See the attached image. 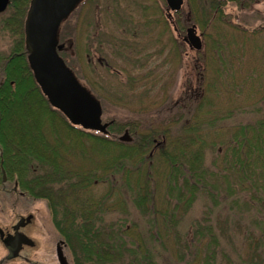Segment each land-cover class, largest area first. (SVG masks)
<instances>
[{
    "label": "trees",
    "instance_id": "16d2710c",
    "mask_svg": "<svg viewBox=\"0 0 264 264\" xmlns=\"http://www.w3.org/2000/svg\"><path fill=\"white\" fill-rule=\"evenodd\" d=\"M112 2L103 6L120 35L113 42L106 37L98 42L109 45L114 58L141 68L145 62L142 57L132 58L136 45L127 41L135 30L130 32V28L136 24L129 15L110 12ZM207 2L208 17L223 16L224 0ZM29 3L10 0L0 12V30L13 41L9 52H0V188L13 180V186L23 194L45 198L72 264H178L172 263L171 252L188 253L190 264H264V97L254 103V117L243 124L235 123L237 129L225 145L229 159L226 169L222 168V153L204 132L209 130V116L202 96L193 109L188 105L184 118L175 115L164 127H147L131 141L108 137L117 128L113 121L104 132L73 124L49 103L29 66L24 31ZM117 4L115 1L114 6ZM201 9L204 11L203 6ZM162 24L167 31L165 22ZM176 25L180 30L181 25ZM170 41L177 50L179 45L172 38ZM218 48L216 45L214 50ZM148 58L146 55L145 60ZM32 98L38 116L22 107L23 101ZM14 106L23 113V122L16 125H12ZM87 141L102 159L76 166L70 157L76 150L84 156L81 147ZM206 155L210 158L208 166ZM153 156L158 159L155 170H161L162 175L166 172L167 193L161 212L155 203L158 184L148 169L137 168L145 174L142 182L137 181L139 175L133 180L126 172L135 160L147 162L150 168ZM1 166L6 181L2 180ZM113 179L117 192L128 194L141 216L123 211L124 205L117 201L115 206L121 214L108 220L110 211L104 199L97 201L87 194L93 181ZM194 203L201 210L190 230L182 233L174 222ZM140 217L145 222L135 223Z\"/></svg>",
    "mask_w": 264,
    "mask_h": 264
},
{
    "label": "rangeland",
    "instance_id": "374dc122",
    "mask_svg": "<svg viewBox=\"0 0 264 264\" xmlns=\"http://www.w3.org/2000/svg\"><path fill=\"white\" fill-rule=\"evenodd\" d=\"M111 1L110 12L115 10L114 14L129 15L136 24L133 28L134 24L129 23L132 27L130 32L135 30L132 37H126L129 44L136 45L135 50L131 49L134 52L132 58L142 57L145 62L141 68L114 58L109 54L110 46L98 42L104 37L113 42L120 35L113 19L106 16L110 13L103 6L104 2ZM115 1L118 3L116 6ZM206 11L207 0H183L181 9L172 12L175 23L181 25L180 37L165 15V0H80L62 21L58 34L60 54L79 83L99 101L101 120L113 121L116 125L117 128H113L108 137L115 138L116 135L118 138L125 129L132 137L144 133L147 127H164L175 115L187 116L188 105L193 109L202 96L209 116V130L204 132L211 137L208 140L211 139L212 146L222 153V168L229 166L225 145L230 134L237 129L235 123L243 124L254 117V103L264 97V0H224L223 16L218 18L208 17ZM146 20L148 24H144ZM163 22L167 31H163ZM190 24H195L201 36L203 48L199 51L190 49L182 40ZM171 38L179 45L178 53ZM12 42V37L0 30V52H9ZM216 45H219L217 51L214 50ZM146 55L149 56L148 61L145 60ZM22 107L28 108L33 116H38L34 113L37 109L34 99L23 101ZM13 114L12 125L23 122V113L18 111V107H13ZM120 126L123 128L119 129ZM32 133L28 136L31 137ZM89 144L87 141L84 147L79 146L84 156L77 150L74 157L68 155L76 166L78 163L81 167L88 162L97 163L102 159ZM157 160L153 156L150 168L147 162L140 164L135 160L127 166L126 172L133 180L139 175L137 181L142 182L145 174L137 168L142 171L143 168L148 169L151 179L158 184L155 203L161 212L167 193L166 172L162 175L161 170H155L158 168ZM252 160L255 159L252 157ZM209 162V155H206L205 164L208 166ZM257 168L260 169V162ZM13 182L10 180L0 188V229L11 232L12 226L23 219L25 222L18 227V231L25 234L32 244H23L16 256L6 258L7 251L0 238V264H58L56 245L62 242V238L45 198L29 197L16 189ZM116 182L115 179L106 183L93 181L94 184L87 187V194L97 201L104 199L110 211L108 220L121 214V209L115 206L117 201L119 205H124L123 211L128 209L133 216H141L132 207L131 197L117 192L114 187ZM200 210L201 206L194 203L182 218L174 222L177 229L182 233L190 230ZM156 214L160 224L159 213ZM134 220L135 223L145 222L141 217ZM188 242H191L190 237ZM61 246L67 263L72 264L69 249L63 242ZM189 256L188 253L171 252V261L190 264Z\"/></svg>",
    "mask_w": 264,
    "mask_h": 264
},
{
    "label": "water",
    "instance_id": "95a60500",
    "mask_svg": "<svg viewBox=\"0 0 264 264\" xmlns=\"http://www.w3.org/2000/svg\"><path fill=\"white\" fill-rule=\"evenodd\" d=\"M80 0H30L24 21L25 49L27 60L32 69L34 78L49 103L60 110L73 124L105 131L107 122H101V107L99 101L79 83L71 69L58 55V31L60 23L74 9ZM10 0H0V12L4 11ZM166 17L174 25L171 11L179 10L183 0H165ZM189 48L199 50L203 43L196 31L195 24H190L182 36ZM120 141H130L131 136L127 129L118 136ZM2 161V160H0ZM3 180L4 169L1 167ZM29 217L26 218V220ZM24 223L23 219L15 224V229ZM5 243V242H4ZM32 244L25 234L17 231L11 240L7 257L16 256L22 245ZM56 254L59 264H68L61 250L60 242L56 245Z\"/></svg>",
    "mask_w": 264,
    "mask_h": 264
},
{
    "label": "flooded vegetation",
    "instance_id": "af4514ba",
    "mask_svg": "<svg viewBox=\"0 0 264 264\" xmlns=\"http://www.w3.org/2000/svg\"><path fill=\"white\" fill-rule=\"evenodd\" d=\"M178 37H180V36H178ZM28 221V220H27ZM23 222H25L24 220H23ZM15 225H13L12 226V231L10 232V231H4L3 229H0V238H2V243H3V245H4V247L6 248V251H7V254H6V256L9 254V252H10V249H8V247H6V245H5V243L7 244V245H11V240L13 239V237L16 235V233H17V231H18V229H15V227H14ZM20 232V231H19ZM26 236V235H25ZM5 242V243H4ZM24 243H22V245H23ZM22 245H21V247H20V249L22 248ZM62 245V243L60 244V246ZM12 246V245H11ZM19 249V250H20ZM61 250H62V246H61ZM19 252V251H18ZM56 256H57V254H56ZM7 258V257H6Z\"/></svg>",
    "mask_w": 264,
    "mask_h": 264
}]
</instances>
